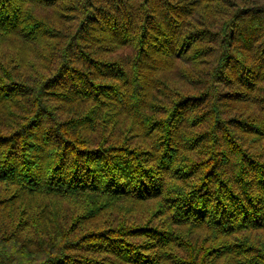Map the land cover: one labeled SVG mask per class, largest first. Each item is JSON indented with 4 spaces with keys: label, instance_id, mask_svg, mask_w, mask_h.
<instances>
[{
    "label": "trees",
    "instance_id": "obj_1",
    "mask_svg": "<svg viewBox=\"0 0 264 264\" xmlns=\"http://www.w3.org/2000/svg\"><path fill=\"white\" fill-rule=\"evenodd\" d=\"M0 264H264V0H0Z\"/></svg>",
    "mask_w": 264,
    "mask_h": 264
},
{
    "label": "rangeland",
    "instance_id": "obj_2",
    "mask_svg": "<svg viewBox=\"0 0 264 264\" xmlns=\"http://www.w3.org/2000/svg\"><path fill=\"white\" fill-rule=\"evenodd\" d=\"M178 63H180V65L182 66V65H187V66H189V64L188 63H185V62H183V61H178ZM183 63V64H182ZM171 77H172V79L173 80H180L181 81V79H180V77H179V71L178 70H174L173 72H172V74H171Z\"/></svg>",
    "mask_w": 264,
    "mask_h": 264
}]
</instances>
